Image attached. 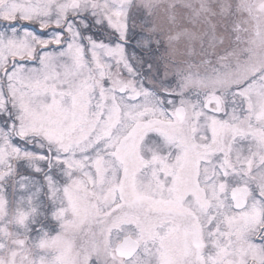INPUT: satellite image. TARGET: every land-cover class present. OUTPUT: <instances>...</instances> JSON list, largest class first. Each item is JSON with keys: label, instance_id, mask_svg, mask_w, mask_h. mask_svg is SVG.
Here are the masks:
<instances>
[{"label": "snow or ice", "instance_id": "obj_1", "mask_svg": "<svg viewBox=\"0 0 264 264\" xmlns=\"http://www.w3.org/2000/svg\"><path fill=\"white\" fill-rule=\"evenodd\" d=\"M0 264H264V0H0Z\"/></svg>", "mask_w": 264, "mask_h": 264}, {"label": "rangeland", "instance_id": "obj_2", "mask_svg": "<svg viewBox=\"0 0 264 264\" xmlns=\"http://www.w3.org/2000/svg\"><path fill=\"white\" fill-rule=\"evenodd\" d=\"M56 179L60 180L61 183L65 182L63 171L59 168H55L52 170ZM21 172V169H20ZM23 175V173H21ZM27 176V175H26ZM31 179V178H30ZM33 181V187L29 190V193L19 192L18 196H26L30 194V192L34 191L36 187H40L37 181ZM46 191V189H45ZM40 205V211L43 215L39 216L37 219V227H43L46 231H48L51 235H56L59 232V227L57 222L52 218V213L56 210L55 205L49 201L46 196L41 195L38 201Z\"/></svg>", "mask_w": 264, "mask_h": 264}, {"label": "flooded vegetation", "instance_id": "obj_3", "mask_svg": "<svg viewBox=\"0 0 264 264\" xmlns=\"http://www.w3.org/2000/svg\"><path fill=\"white\" fill-rule=\"evenodd\" d=\"M22 173H23V175H21V176L27 175V177L31 178L32 180L37 181L39 184L42 183V181H43V177L38 175V174L34 175L30 168H22ZM17 179L19 180V177ZM10 191H11V189H10Z\"/></svg>", "mask_w": 264, "mask_h": 264}]
</instances>
